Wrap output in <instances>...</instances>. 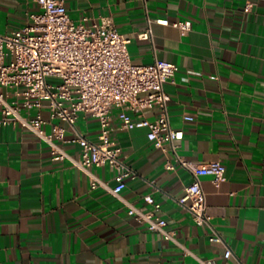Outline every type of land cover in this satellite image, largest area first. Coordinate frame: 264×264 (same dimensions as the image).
Here are the masks:
<instances>
[{"label":"crops","instance_id":"obj_1","mask_svg":"<svg viewBox=\"0 0 264 264\" xmlns=\"http://www.w3.org/2000/svg\"><path fill=\"white\" fill-rule=\"evenodd\" d=\"M69 15L91 24L111 17L118 31L131 39L135 64L156 59L176 63V83H167L172 127L184 131L177 141L187 159L221 160L227 179L215 185L203 176L207 210L224 243L210 241L211 230L196 225L181 202L192 174L173 160L171 149L157 148L147 128L118 129L113 137L122 159L135 171L116 197L92 189L89 174L70 158L53 159L50 146L19 125L0 127V262L2 264H264V0H65ZM252 3L250 8L248 4ZM41 11L38 0H0V34L32 23ZM171 22L192 21L183 34ZM151 28L152 38L139 34ZM117 112V111H115ZM157 109L145 111L155 119ZM2 105L0 104V117ZM66 127L60 142L73 158L81 147ZM190 117V118H187ZM76 127L99 139L100 122L84 112ZM101 179L115 185L116 169L93 166ZM156 214L178 231L181 243L196 256L129 215L124 200ZM232 255L225 258L226 248Z\"/></svg>","mask_w":264,"mask_h":264},{"label":"built area","instance_id":"obj_2","mask_svg":"<svg viewBox=\"0 0 264 264\" xmlns=\"http://www.w3.org/2000/svg\"><path fill=\"white\" fill-rule=\"evenodd\" d=\"M38 3L41 11L31 14L32 23L0 34V127L19 125L31 130L50 146L53 159L70 158L74 165L86 171L92 189L104 188L120 198L127 180L135 177V171L122 159V148L113 135L118 129L147 128L148 139L157 148L165 152L171 149L174 153L166 168L174 170L180 165L192 174L181 202L187 206L195 224L211 230L212 243H224L208 213L202 177L210 176L215 185H220L227 179L226 166L221 160L204 163L182 156L177 141L183 139L184 131L171 124L168 104L172 97L166 84L176 83L178 65L163 59L151 64L133 63L129 51L131 39L118 31L111 17H102L91 24L85 22L86 18L77 22L69 15L65 0H38ZM251 6L252 3L247 8ZM157 22L172 24L183 34L192 29L190 20L171 22L160 18ZM139 37L152 38L151 28ZM49 77L58 78L59 82L52 83ZM148 109H157L158 116L146 117ZM44 110H48L51 119H61L73 129L70 140L81 147L78 158L71 157L60 143L67 141L66 127L52 124V130L47 131ZM82 112L99 120L98 140L93 141L78 131L76 122ZM105 164L116 169L115 185L91 170ZM144 198L155 209L145 211L124 200L129 215L165 240L179 245L185 255L196 256L180 242L178 231L169 228L168 221L156 214L158 205L153 195L146 194ZM231 255L232 250L227 247L224 256ZM199 260L203 264H215L213 260Z\"/></svg>","mask_w":264,"mask_h":264},{"label":"rangeland","instance_id":"obj_3","mask_svg":"<svg viewBox=\"0 0 264 264\" xmlns=\"http://www.w3.org/2000/svg\"><path fill=\"white\" fill-rule=\"evenodd\" d=\"M48 80L52 83H58L59 82V79L58 78H55V77H49Z\"/></svg>","mask_w":264,"mask_h":264}]
</instances>
